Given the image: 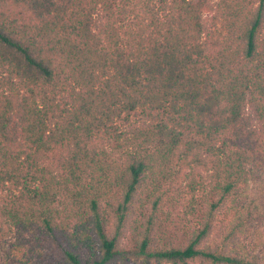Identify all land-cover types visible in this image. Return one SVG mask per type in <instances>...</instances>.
<instances>
[{"label": "trees", "instance_id": "obj_1", "mask_svg": "<svg viewBox=\"0 0 264 264\" xmlns=\"http://www.w3.org/2000/svg\"><path fill=\"white\" fill-rule=\"evenodd\" d=\"M263 167L264 0H0V238L19 261L264 264L240 243Z\"/></svg>", "mask_w": 264, "mask_h": 264}, {"label": "rangeland", "instance_id": "obj_2", "mask_svg": "<svg viewBox=\"0 0 264 264\" xmlns=\"http://www.w3.org/2000/svg\"><path fill=\"white\" fill-rule=\"evenodd\" d=\"M185 184H181L179 187L184 188ZM250 199H255L264 211V167L261 169L258 177L251 182L248 189ZM186 207L183 205L179 194L174 197L173 204L171 205V213L167 217L165 224L167 225V233L175 239L176 243L183 244L188 239L191 230V223L189 221L191 215L185 218ZM194 225V223H193ZM192 225V226H193ZM16 234L12 232L7 238H0V264H28L26 260L19 261L18 256H15V251L11 249V243L15 241ZM213 240H220V236L214 235ZM128 243L130 241L128 240ZM127 243V247L130 244ZM242 248L246 253L255 255L261 259L264 258V222L254 226L252 230L242 236L240 240ZM132 255V253H126ZM25 259V258H24ZM194 264H199L194 263Z\"/></svg>", "mask_w": 264, "mask_h": 264}]
</instances>
